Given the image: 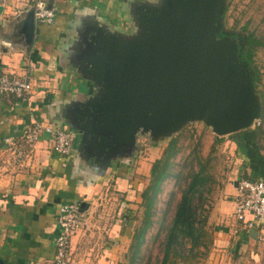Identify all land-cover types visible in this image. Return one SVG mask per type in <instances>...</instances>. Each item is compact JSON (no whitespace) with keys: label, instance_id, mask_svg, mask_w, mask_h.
I'll use <instances>...</instances> for the list:
<instances>
[{"label":"crops","instance_id":"crops-1","mask_svg":"<svg viewBox=\"0 0 264 264\" xmlns=\"http://www.w3.org/2000/svg\"><path fill=\"white\" fill-rule=\"evenodd\" d=\"M34 1L0 2L5 16L0 19V73L20 74L32 83L23 98L0 94V258L8 264H53L59 206L78 199L85 202V223L71 235L70 253L87 247L89 238L96 235L97 241L104 239L108 246L96 247L102 249L86 264H112L116 243L130 234L122 210L123 204L135 198V190L131 189V167L121 158L132 154L117 156L108 163L96 161L79 149L77 134L69 155L58 156L48 138L43 136L30 146L20 134L33 121L69 128L67 109L95 90L70 61V39L69 44H60V36L86 16L114 30L124 26L132 29L128 5L143 0H97L94 5L82 0H42L55 9V17L50 24L34 20L33 40L27 45L19 26ZM252 129L223 137L226 145L222 149L231 164L224 178L217 179L208 202L207 229L214 244L229 253L234 264H264V222L251 227L256 230L253 237L250 228L234 215L236 181L252 179V175L253 180L264 179V148L260 135ZM209 132L212 134L211 129ZM6 138L15 144L7 143ZM104 189H110V196ZM96 230H104L102 240H98L102 237L95 234Z\"/></svg>","mask_w":264,"mask_h":264},{"label":"water","instance_id":"water-1","mask_svg":"<svg viewBox=\"0 0 264 264\" xmlns=\"http://www.w3.org/2000/svg\"><path fill=\"white\" fill-rule=\"evenodd\" d=\"M224 10L225 0L130 1L127 34L90 16L75 22L68 55L95 89L65 114L79 149L108 163L131 154L138 132L170 138L193 121L217 136L252 127L261 99L240 59L242 39L222 31ZM34 29L30 7L19 26L27 45Z\"/></svg>","mask_w":264,"mask_h":264},{"label":"rangeland","instance_id":"rangeland-1","mask_svg":"<svg viewBox=\"0 0 264 264\" xmlns=\"http://www.w3.org/2000/svg\"><path fill=\"white\" fill-rule=\"evenodd\" d=\"M71 3H74L75 0H70ZM86 1V2H84ZM84 3H89V5H94L97 0H82ZM227 8V9H226ZM225 9L222 18V31L230 32L231 35L237 34L242 39V44L244 45L243 37L251 33L255 39L258 41V44L255 46L253 58H252V69L256 71V75L258 76V81L256 84V91L259 96H261L262 102L264 100V0H225ZM5 16L2 13L0 15V19H3ZM132 25L131 21L129 22ZM75 24V23H74ZM44 25V24H42ZM122 33L127 34L133 30L129 27H120ZM78 37L76 33H74V28L70 27L65 31V34L60 36V44H64L68 42L70 39V43L73 38ZM69 44V43H67ZM73 68V67H72ZM15 76H21L20 74ZM261 131L260 142L262 147L264 148V118L261 119ZM55 127L58 125L53 124ZM253 127V126H252ZM251 127V128H252ZM211 128L207 127L202 121H193L186 123L182 129L173 134L174 137L178 139V143L180 144L181 151L176 157V161H182L189 154L190 150L196 146L198 143V152L201 153L202 156H206L209 151L208 145H215V151L211 157V163L209 171L214 173L216 183L217 179L224 178V175L227 174L225 170L230 166L231 162L228 159L227 152H223L225 142L224 138H220L218 142H215V134L209 132ZM225 137V136H223ZM164 137H154L150 133L146 132H138L136 135V146L134 150L131 151V156L123 157L121 160L128 161L131 167V181L132 185L131 189L135 190L134 196L138 199L131 198V203L128 205H124L123 215L129 219V236L125 235L122 240H119L116 243V248L114 249L112 258V264H130L133 261V264H153L158 257L159 254V241L162 238L163 233H159L157 231V225L152 227L150 231L146 233V243L141 247L140 255L138 258H133L131 255L130 244L132 242V234L137 229V227L141 223V219L143 217V207L139 205L140 201V192L141 190L148 184L150 178V166L152 162L159 158L162 154L163 149L165 148L169 138ZM229 138V136H228ZM223 141V142H222ZM208 153L205 155V153ZM187 167H184V172L187 171ZM129 172V173H130ZM224 173V174H223ZM252 175L250 178H254ZM184 181L175 184L174 179H168L164 184V189L160 194V199L158 202L159 207L162 209L166 207L167 201L170 200L171 197V206H168V218L170 217L174 204L180 196V188L183 186ZM123 184L120 183V186ZM101 192V191H100ZM103 192H107L109 195L111 193L110 189H104ZM216 194V193H215ZM213 194L214 196H216ZM110 196V195H109ZM72 202L79 204L80 201L78 199L72 200ZM83 212V211H82ZM123 217V216H121ZM125 221V220H124ZM83 227V226H82ZM92 230H94L92 228ZM98 230V229H97ZM95 234L101 235L102 238H98V240L103 239L104 230H100ZM87 247H83L79 252L74 251L72 254H69V260L67 264H86L93 261V257L99 250L108 246L103 239L102 241H97L96 235H94L89 241L86 243ZM96 245V246H95ZM95 246V247H94ZM102 247L99 249H95L96 247ZM218 245H212L208 252L204 255H200L195 259H190V264H234L232 259H230L229 253L220 251L218 249ZM76 256L73 257V255ZM111 252H109L110 254ZM80 260V263L78 262ZM81 260L83 262H81ZM115 262V263H114ZM91 264H96L93 262ZM176 264H188V263H176Z\"/></svg>","mask_w":264,"mask_h":264},{"label":"trees","instance_id":"trees-1","mask_svg":"<svg viewBox=\"0 0 264 264\" xmlns=\"http://www.w3.org/2000/svg\"><path fill=\"white\" fill-rule=\"evenodd\" d=\"M243 39L245 44L241 49L240 59L247 64L255 92L258 93L256 84L259 79L251 66L253 51L258 41L251 33L245 35ZM262 118H264V100L262 102L261 99L259 124L254 125L252 129L259 135L262 134L260 124ZM220 138L223 136L216 135L215 142H218ZM75 139H77L76 131L73 143ZM180 151L178 139L171 136L161 156L155 159L150 166L149 182L140 192L139 205L143 207L142 221L133 232L130 244V252L134 259L139 257L141 247L146 243V233L155 225H157L158 234L163 233V235L159 241L160 256L153 264L179 262L190 264L192 259L204 255L214 245V238L207 229V211L209 197L216 183L214 173L209 171L215 145L212 144L209 153L202 156L198 152L197 143L181 162L176 161ZM184 167L188 168L186 172H184ZM168 179H174L175 184L184 181L180 188V196L169 218L167 212L168 206H171V197L163 209L158 205L160 194ZM130 264H133V261Z\"/></svg>","mask_w":264,"mask_h":264},{"label":"built area","instance_id":"built-area-1","mask_svg":"<svg viewBox=\"0 0 264 264\" xmlns=\"http://www.w3.org/2000/svg\"><path fill=\"white\" fill-rule=\"evenodd\" d=\"M4 0H0L3 3ZM36 22L50 24L55 17V9L42 0H35L31 6ZM32 89L29 79L8 73H0V94H10L23 98ZM259 124V119L253 125ZM24 143L33 146L44 136L48 138L51 150L58 156L70 153L75 131L68 127H55L43 121H33L23 128L20 134ZM5 141L15 144L10 138ZM237 201L234 215L244 226L251 228L256 222H264V179L240 178L237 180ZM80 204L64 202L56 216L53 264H67L70 254L71 235L84 225Z\"/></svg>","mask_w":264,"mask_h":264},{"label":"flooded vegetation","instance_id":"flooded-vegetation-1","mask_svg":"<svg viewBox=\"0 0 264 264\" xmlns=\"http://www.w3.org/2000/svg\"><path fill=\"white\" fill-rule=\"evenodd\" d=\"M220 34L223 35L224 33H223V32H220ZM232 36L235 37V38H240L236 33L233 34ZM240 39H241V38H240ZM71 45H72V43H71Z\"/></svg>","mask_w":264,"mask_h":264}]
</instances>
